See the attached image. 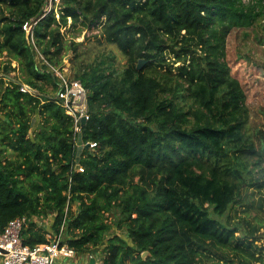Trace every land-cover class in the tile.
Segmentation results:
<instances>
[{"label":"trees","instance_id":"trees-1","mask_svg":"<svg viewBox=\"0 0 264 264\" xmlns=\"http://www.w3.org/2000/svg\"><path fill=\"white\" fill-rule=\"evenodd\" d=\"M48 7L49 0H0V234L25 216V244L62 234L87 264L92 257L95 264H264L257 243L264 220L230 216L238 205L250 211L264 164L227 45L234 30L264 15V0ZM34 21L35 44L23 28ZM85 30L98 31L126 62L111 49L84 59L75 38ZM49 64L88 91L80 132ZM23 84L34 92L21 91ZM51 215L50 233L36 219Z\"/></svg>","mask_w":264,"mask_h":264},{"label":"rangeland","instance_id":"rangeland-1","mask_svg":"<svg viewBox=\"0 0 264 264\" xmlns=\"http://www.w3.org/2000/svg\"><path fill=\"white\" fill-rule=\"evenodd\" d=\"M255 0H244L245 3L254 2ZM69 30L66 31V38L71 39L75 30L71 33L70 24L71 19L68 23ZM65 30V28L63 29ZM98 31H88L85 30L81 34L77 35L75 40L77 42H82L81 49L86 52L84 59L92 58L94 53L99 52L102 49L114 51L121 64L125 63L126 60L123 55L119 52L116 46H109L106 43L99 40V37H95ZM228 59L232 68V73L240 80L246 93V104L249 110V124L250 129L254 134L255 140L257 142V147L263 153V164H264V15L261 16L258 22L250 27L234 30L228 37ZM72 53L65 57V67L64 72L70 73V62L69 59ZM36 122V117L34 118V123ZM263 179H264V165H263ZM253 206H250V211L244 213L246 206L238 205L237 210L231 212V220L237 219L239 216L246 217L253 223H258L254 216L260 217L264 220V206L259 207L260 200L263 198L264 202V186L259 189L255 188L253 193ZM39 225L45 226L47 230H52V224L54 222L53 215L48 218L36 219ZM118 234L125 235V231L116 230ZM259 235L262 240L257 243L264 246V227L260 229ZM232 254V253H231ZM97 261L102 260V253L99 251L97 253ZM235 257V255H230ZM65 262H76L87 264L89 261V256L80 255L74 256ZM59 261L58 263L64 262ZM255 264H261L256 262Z\"/></svg>","mask_w":264,"mask_h":264},{"label":"built area","instance_id":"built-area-1","mask_svg":"<svg viewBox=\"0 0 264 264\" xmlns=\"http://www.w3.org/2000/svg\"><path fill=\"white\" fill-rule=\"evenodd\" d=\"M59 1L49 0L48 9H51L53 2ZM36 23V21L33 23L26 22L23 25L26 32L30 34L34 44L33 24ZM40 57L41 59H45L41 54ZM45 61L48 63L46 59ZM49 66L61 79L57 96L67 113L74 117L75 129L77 132H80L82 118L85 117L86 121L89 119L87 112L88 91L81 81L69 79L59 68L51 64ZM21 91L34 92L27 84L22 85ZM78 144L81 147L84 145L81 141H78ZM97 145V142L89 143L91 148H95ZM76 168L79 171H84V168L80 164H77ZM26 221L27 218L25 216L14 218L9 221L4 232L0 234V264H57L61 260H68L76 256L75 250L66 242H63L62 234L58 236L48 234L49 241L47 243L38 244L34 247L25 244L22 238V231Z\"/></svg>","mask_w":264,"mask_h":264},{"label":"water","instance_id":"water-1","mask_svg":"<svg viewBox=\"0 0 264 264\" xmlns=\"http://www.w3.org/2000/svg\"><path fill=\"white\" fill-rule=\"evenodd\" d=\"M144 64H145V60L144 59H140L139 62H138V64H137V68L138 69H141ZM81 122H82V124H85L86 123V118L83 117ZM148 254H149V252H144L142 254V256L143 257H146ZM95 263H96V259H95V257H92L90 264H95Z\"/></svg>","mask_w":264,"mask_h":264}]
</instances>
